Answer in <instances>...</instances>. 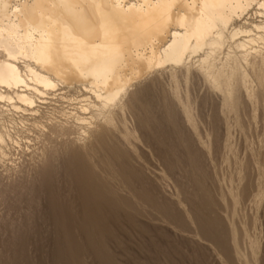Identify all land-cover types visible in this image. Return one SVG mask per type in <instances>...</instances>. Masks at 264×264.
Masks as SVG:
<instances>
[{
  "label": "bare ground",
  "instance_id": "1",
  "mask_svg": "<svg viewBox=\"0 0 264 264\" xmlns=\"http://www.w3.org/2000/svg\"><path fill=\"white\" fill-rule=\"evenodd\" d=\"M15 153L27 164L7 166ZM263 158L264 0H0V199L12 173L64 170L97 187L89 211L137 215L153 208L126 190L138 176L212 168L220 187L201 196L222 200L195 233L226 264H260Z\"/></svg>",
  "mask_w": 264,
  "mask_h": 264
},
{
  "label": "rangeland",
  "instance_id": "2",
  "mask_svg": "<svg viewBox=\"0 0 264 264\" xmlns=\"http://www.w3.org/2000/svg\"><path fill=\"white\" fill-rule=\"evenodd\" d=\"M44 108L45 113L52 109ZM224 131L223 126L221 143L214 140L215 146L224 143ZM160 133L163 137L171 135L172 145L179 147L172 127L164 125ZM187 139L189 141V137ZM237 144L241 158L250 155L246 154L247 143L243 137H237ZM220 147L224 148V144ZM178 154L180 159H187L183 147ZM220 154L216 155L219 161ZM28 160L15 153L10 155L6 165L27 164ZM184 171L173 170L177 184L175 181L160 182L164 175L160 166H154L150 172L130 182L126 190L139 197L145 195L148 197L146 204L153 206L137 215L96 206L89 211L97 187L89 185L84 190L82 176H69L68 171L61 170L43 182L39 179L42 177L39 171L29 175L25 168L19 174L12 173L10 178L3 180L5 193L0 199V264H226L218 248L212 246L214 243L201 238L205 228L201 219L206 218L203 207L211 200L215 199L218 204L222 200L217 196L214 199L201 196L205 190L212 193L215 190L213 194H217L220 186L215 170ZM249 173L251 178H256V170L250 169ZM235 185V190L241 188L237 182ZM180 196L186 198L183 208L172 203V199ZM187 212L199 214L196 225L185 221ZM258 212L262 245L258 258L260 264H264V199ZM86 221L89 222L87 226ZM194 226L201 237L195 233Z\"/></svg>",
  "mask_w": 264,
  "mask_h": 264
}]
</instances>
